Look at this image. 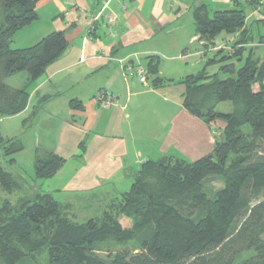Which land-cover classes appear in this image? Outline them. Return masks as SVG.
<instances>
[{
  "label": "trees",
  "instance_id": "16d2710c",
  "mask_svg": "<svg viewBox=\"0 0 264 264\" xmlns=\"http://www.w3.org/2000/svg\"><path fill=\"white\" fill-rule=\"evenodd\" d=\"M35 3L0 0V118L19 114L29 99L26 83L14 87L5 79L24 71L27 82L36 80L68 46L65 29L31 46L10 48L14 33L38 18ZM247 6L258 12L253 22L264 23L260 0H233L231 8L211 15L204 6L192 12L204 47L222 32L236 35L229 52L218 49L200 70L181 78L184 108L207 124L224 123L222 139L216 136L212 150L196 160L171 152L143 161L128 190L82 223L73 221L48 192L35 190L15 205L4 197L0 264H17L38 252L45 253L44 264H264V36L251 35ZM157 58L146 56V76L155 86L172 81L158 76ZM234 59L241 62L238 68L224 63ZM215 63H224L219 69L229 75L208 74L207 67ZM222 102L230 104V112L217 110ZM79 145L83 151L84 142ZM23 148L19 137L0 135V158L6 163H13ZM64 162L37 148L35 178L52 177ZM212 180L220 187H213ZM0 189L6 194L19 189L1 161Z\"/></svg>",
  "mask_w": 264,
  "mask_h": 264
},
{
  "label": "crops",
  "instance_id": "0c3cea01",
  "mask_svg": "<svg viewBox=\"0 0 264 264\" xmlns=\"http://www.w3.org/2000/svg\"><path fill=\"white\" fill-rule=\"evenodd\" d=\"M101 2L36 0L38 18L21 28L25 33L15 32L12 42L24 48L50 32L68 29V46L40 77L26 79L28 104L10 116H23L21 124L30 128L57 126L56 131L48 130L44 142L35 140L34 147L52 151L65 162L35 190L53 196L79 193L96 203L110 201L120 193L115 189L132 183L135 170L147 159L174 152L196 160L212 150L224 123L207 124L184 108L181 78L200 70L207 55L215 56L220 48L227 52L236 40L231 35L204 47L192 18L198 7L204 6L209 15L231 8L233 0H110L99 15ZM246 13L249 28L258 12L247 6ZM104 14L116 15L117 23L110 28ZM146 56L158 57V76L172 81L155 86L152 78L140 81L128 69L140 66L143 59L146 71ZM101 92L112 95L111 106L99 100ZM68 207L64 210L69 216Z\"/></svg>",
  "mask_w": 264,
  "mask_h": 264
},
{
  "label": "rangeland",
  "instance_id": "374dc122",
  "mask_svg": "<svg viewBox=\"0 0 264 264\" xmlns=\"http://www.w3.org/2000/svg\"><path fill=\"white\" fill-rule=\"evenodd\" d=\"M211 14L212 13H210L209 15ZM258 17L259 16L256 15L254 19ZM21 31H23L22 33H25L26 30L21 29ZM250 33L255 38L258 37V35L264 36V23L257 22V21L252 22V27H250ZM231 37H232L231 34H226L222 32L215 38V40L223 42V41H227ZM18 44H21V43L16 42L14 44L11 41L10 48H18L16 47V46H19ZM232 44L233 42L230 43V47L228 48V50H225V51L229 52ZM223 54L224 53L220 54L218 57H221ZM207 57L208 58L212 57V54L207 55ZM229 62L234 63L235 68H238L241 65V62H238L236 59L231 60V61H226L224 63H229ZM224 63H218V64L215 63L214 66L209 65L206 69L207 73L210 75L216 73L219 79H223L227 77L229 75L228 72L226 73L221 72L219 69L220 65ZM144 64H145V61L142 59L140 62V66L143 67ZM198 68H200V66ZM194 70L197 71V69H194ZM26 79H27V73L23 71V72H19L17 74H14L6 78L5 82L10 86L23 87L26 82ZM254 89L257 90V85L254 86ZM216 108L220 112H230L231 110V106L227 102L219 103ZM22 117L23 116L0 118V135L4 138H10L12 136H17L21 139L24 145V148L22 151L13 155V158L15 159L13 163H10V164L6 163L2 158H0V161L2 162L5 170L8 171L12 175L13 179L19 185V189H17L11 194H6L0 189V204H1V200L4 197H7L12 204L14 205L17 204L19 199L33 194V192H35V189L38 187V184L41 181H45V179H36L34 176L33 164H34V159H35V147H34L35 140L37 141L40 140L41 142H44L47 139V136L49 133L48 130L52 129L53 131H56L57 126L53 125L52 127L47 128L46 125H42L40 128L38 127L36 128V126H33L30 128V126L27 127L28 125L21 124ZM57 122L58 121L55 120L54 123L56 124ZM210 183L215 188L220 187V183L217 180H212ZM130 184H131V181L129 182V185H127L126 187L118 188L115 190L118 192L128 190V188L130 187ZM83 195H86V194H83ZM54 197L59 201L61 207L65 208V206H69L68 208H66V210H68L69 212V217L73 221L78 222V223H82L88 220L89 218H94V217L99 216L101 212L103 211V209L105 208V205L109 202V199L104 201V203H96L95 201H89L88 200L89 197L87 196L79 197V193H78V196H75L73 193H67L64 195L62 193H59V194L55 193ZM122 223L124 225L127 224L125 220H123ZM129 245L133 246L132 243H129ZM243 255L244 257H246L247 253ZM45 262H46L45 253L38 252L27 258H23L17 264H44Z\"/></svg>",
  "mask_w": 264,
  "mask_h": 264
},
{
  "label": "built area",
  "instance_id": "2783aa9c",
  "mask_svg": "<svg viewBox=\"0 0 264 264\" xmlns=\"http://www.w3.org/2000/svg\"><path fill=\"white\" fill-rule=\"evenodd\" d=\"M109 1L110 0H102L99 15L101 14V12H103L106 9ZM103 18L105 19L106 24L110 28L117 23V16L116 15L104 14ZM109 33L112 36L115 35L114 31H110ZM128 69L132 70L139 77L140 81H143L145 79L146 71L141 66H135V67L129 66ZM98 98L103 103V105H105V106L109 107L113 104V97L109 93L101 92L98 95Z\"/></svg>",
  "mask_w": 264,
  "mask_h": 264
},
{
  "label": "water",
  "instance_id": "95a60500",
  "mask_svg": "<svg viewBox=\"0 0 264 264\" xmlns=\"http://www.w3.org/2000/svg\"><path fill=\"white\" fill-rule=\"evenodd\" d=\"M220 138L222 139V135H220Z\"/></svg>",
  "mask_w": 264,
  "mask_h": 264
}]
</instances>
